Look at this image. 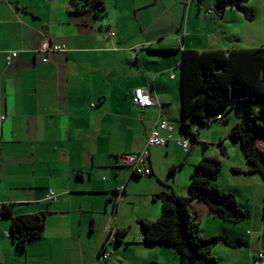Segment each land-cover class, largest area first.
I'll list each match as a JSON object with an SVG mask.
<instances>
[{
	"label": "crops",
	"instance_id": "crops-1",
	"mask_svg": "<svg viewBox=\"0 0 264 264\" xmlns=\"http://www.w3.org/2000/svg\"><path fill=\"white\" fill-rule=\"evenodd\" d=\"M233 1L105 0L106 10L98 12L79 0H0V203H17L16 213L49 211L44 238L24 250L6 234L10 221L0 215L1 264H158L160 254L175 257L168 245L142 244L141 227L133 236L130 229L140 219L159 218L154 192L188 195L199 156L219 157L203 142L201 128L208 127L216 143L212 123L199 128L189 151L178 143L188 139L180 127V63L184 49L249 48L225 43L230 29L221 15L238 11ZM57 44L65 50H54ZM10 50L20 52L11 64ZM137 87L148 88L158 103L135 105ZM163 120L175 129L160 130ZM156 128L168 142L149 148L151 174L137 176L118 164L120 154L141 152ZM196 143L203 144L201 153ZM224 143L218 141L220 152L228 156ZM229 161L218 184L249 216L225 221L202 201L192 210L203 236L229 239L213 249L218 264H252L264 251V176L250 172L246 157ZM186 168L190 176L177 182ZM50 190L59 194L57 204L47 205ZM137 196L151 197L157 208L141 211ZM104 225L127 231L115 249ZM106 246L112 253L102 260Z\"/></svg>",
	"mask_w": 264,
	"mask_h": 264
},
{
	"label": "trees",
	"instance_id": "trees-1",
	"mask_svg": "<svg viewBox=\"0 0 264 264\" xmlns=\"http://www.w3.org/2000/svg\"><path fill=\"white\" fill-rule=\"evenodd\" d=\"M247 1L249 0H234L232 5L244 13L247 19L252 20L253 14L245 7ZM79 2L98 12L106 10L105 0ZM74 6L77 7L76 3ZM214 9L210 8L208 12L213 13ZM11 51L17 50L7 52L6 60L9 64L20 54L17 51V55L9 60ZM180 68L182 80L180 127L184 135L192 141H197L198 130L194 131L193 128L209 125L210 119L222 114L224 108L236 101L237 107L245 106V109L244 113L238 115L230 137L240 144L252 166L250 172L264 176V149L257 143V139L264 135V46L227 50L184 49ZM222 117L224 120L223 114ZM227 121L228 119L224 122ZM0 122L1 128L2 121ZM222 153L226 154L224 148ZM221 169L222 161L218 157L204 153L191 174L189 194L178 196L163 193L165 197L162 199L160 217L155 220L145 218L139 220L142 230L141 243L147 245L167 243L173 246L179 255L180 264H218L212 253L213 248L220 242L228 244L229 239L224 234L203 236L198 214L193 212L192 203L204 202L212 213L229 222L236 223L249 216V211L240 206L236 195L219 186ZM133 174L141 176L135 170ZM167 195L170 196L169 199L166 198ZM120 199L122 200L123 196L115 199V205ZM52 202L54 201L47 202V205ZM16 204L0 203V215L10 221L8 236L17 243L19 249L24 250L30 242L44 238L49 211L45 207L36 213H16ZM126 234V230H118L115 243L120 242L121 237Z\"/></svg>",
	"mask_w": 264,
	"mask_h": 264
},
{
	"label": "rangeland",
	"instance_id": "rangeland-1",
	"mask_svg": "<svg viewBox=\"0 0 264 264\" xmlns=\"http://www.w3.org/2000/svg\"><path fill=\"white\" fill-rule=\"evenodd\" d=\"M216 5H219V4L214 3L212 8H215ZM245 7L247 8V10L250 14H253L252 20L247 19L245 14L242 13L241 11H239V10L233 11L230 8L227 10V12H225V14L221 15V19L225 23H227L226 25L230 29V31L226 35L227 40L225 43H226V45L233 43V45H235L236 47H249V48L262 47V46H264V0H249L245 3ZM187 17H188V15H187ZM244 109H245V106L237 107V102L234 101L231 104V106H228L221 111L223 116H224V120L223 121H216V122L212 123V126H214V128L212 129L213 130L212 133H213L214 139H216L215 144H213V142H211V140H210V129L208 127H202L201 128V132L203 133V137L205 139V141H203V140L202 141L208 143L210 154L219 156L218 158L222 161V169L219 172L220 182H221V180H223L227 176V170H228V167L230 164L229 159H235L238 161L241 159L245 160V155L243 153V150H242L240 144L234 142L230 138V132L232 131L233 126L235 125L236 121L238 120V115L244 113ZM226 119H228V121L224 122ZM203 126H209V125H203ZM223 140L226 141V143H224L223 145L228 148V151H229L228 156H223L221 154L222 152H220V145H218V141H223ZM257 143L261 148L264 149V136L261 138H258ZM194 146L198 147V149L200 150V153L202 152V149H203L202 143H196V144H194ZM190 154H193L192 158L195 156L196 157L199 156V153L197 154L194 152H190ZM190 154L188 156H190ZM196 161H197L196 162V164H197L200 161V156H199L198 160H196ZM185 170H187V168L184 169V171H180L177 174V176H176L177 182L180 180V178H182V179L186 178L187 179L190 176V174H185ZM229 171H230V175L236 176L237 178H239L241 176L238 173H234L230 169H229ZM168 174H166V175H168ZM170 179L171 178L168 177L167 181H170ZM142 180L143 179L141 178L140 181H142ZM156 186L158 188V185H156ZM138 187L140 190L145 188V186H138ZM152 187L153 186L150 185L148 188L151 189ZM163 193H165V192H163ZM153 194H155L156 198L159 200V204H160V207L162 210L163 196H161L159 198L155 192ZM136 198H138V200H139L140 204L138 205V208L141 211H143L148 204H149V206H153L154 208H157L156 205H158V204L154 203L153 200H151L152 199L151 197L147 199L146 196L145 197L137 196ZM140 199H141V201H140ZM244 199H246V198H244ZM54 204H57V203H52V205H54ZM51 209L53 211V208H51ZM136 228H138L140 230V225L138 223L137 224L135 223L134 227L130 229V231H131L130 235L131 236L135 235ZM161 244H163L164 246H167V243H161ZM168 246L172 247V248H170V250L173 252L175 257H173L171 255V253H168V255H167V252L164 254H160L159 258L162 257V258H164V260H162L163 262L161 261L158 264H180V260L178 257L179 255H177L173 246H171L169 244H168ZM115 247H116V243L113 245L114 249H115Z\"/></svg>",
	"mask_w": 264,
	"mask_h": 264
},
{
	"label": "built area",
	"instance_id": "built-area-1",
	"mask_svg": "<svg viewBox=\"0 0 264 264\" xmlns=\"http://www.w3.org/2000/svg\"><path fill=\"white\" fill-rule=\"evenodd\" d=\"M52 48L56 51H63L65 50L66 47L60 46V45H54ZM44 50H46V48ZM16 55H17V51H11V54L8 56V59L10 60L12 56H16ZM132 99H133V102L140 108L154 106L158 103L157 98L148 89L143 88V87L135 88L132 91ZM158 125H159L158 126L159 129H164V130L173 129L172 126H170L165 121L160 122ZM166 140L167 139L163 137L160 134L159 130L156 128L149 136L148 141L146 143V147L141 152L120 154L117 159L118 164L130 166L132 167L133 170H135L137 173L141 175H144L146 173L150 174L152 171L148 163V159L150 156L149 148L154 145H164L167 142ZM179 143L180 145H182V147L185 150L189 149V143L187 141H180ZM48 196L50 199L56 201L58 198V193L51 190ZM104 229L112 233L110 240L111 241L112 239L114 240L115 231L111 230V228L108 225H106ZM111 253H112V249L109 247H106L103 253L101 254V259L102 260L106 259ZM252 264H264V251L263 250L257 253Z\"/></svg>",
	"mask_w": 264,
	"mask_h": 264
},
{
	"label": "clouds",
	"instance_id": "clouds-1",
	"mask_svg": "<svg viewBox=\"0 0 264 264\" xmlns=\"http://www.w3.org/2000/svg\"><path fill=\"white\" fill-rule=\"evenodd\" d=\"M219 6H220V5H219ZM215 10H216V9H215ZM216 11H217V10H216ZM137 88H138V87H137ZM143 88H144V87H143ZM146 89H148V88H146ZM148 90H149V89H148ZM149 91H150V90H149ZM153 95H154V94H153ZM131 96H132V92H131ZM154 96H155V95H154ZM155 97H156V96H155ZM132 101H133V99H132ZM133 103H134V102H133ZM134 104H135V103H134ZM135 105H136V104H135ZM138 107H139V106H138ZM149 107H151V106H149ZM146 108H147V107H146ZM142 109H144V108H142ZM219 116H220V117H219ZM214 119H215V121H214ZM222 120H223L222 114H217V115H215L212 119L209 120V123H213V122H216V121H222ZM163 121H165V120H163ZM165 122H167V121H165ZM159 123H160V122H159ZM159 123H158V124H159ZM167 123H168L170 126H172V128H173L172 130H167V131H168V132H172V131L175 129L174 125H172V124L169 123V122H167ZM200 127H201V126H196V127L193 128V129H194V131H195V130H199ZM160 130H164V129H160ZM263 136H264V135H263ZM263 136H261V137H263ZM163 137H164V136H163ZM261 137H260V138H261ZM165 138L167 139L166 141L168 142V138H167V137H165ZM187 138H188V139L180 140V141H187V142L189 143V149H188V150H185V151H189V150H190V142H191V140H190V138H189L188 136H187ZM180 141H179V142H180ZM167 142H166V144H167ZM179 142H178V143H179ZM166 144H164V145H166ZM179 144H180V143H179ZM164 145H159V146H164ZM154 146H156V145H154ZM181 146H182V145H181ZM152 147H153V146H152ZM150 167H151V166H150ZM151 171H153L152 168H151ZM151 173H152V172H151ZM151 173H150V174H151ZM50 191H51V190H50ZM53 191H54V190H53ZM48 195H49V194H48ZM58 198H59V194H58ZM58 198H57L56 201H58ZM48 199H50L49 196H48ZM50 200L56 202L55 200H52V199H50ZM105 226H106V225H104V227H105ZM111 230L115 231V236H114L115 239H114V240L116 241V237H117L116 234H117L118 230H117V231H116L115 229H111ZM107 232H109V231H107ZM109 233H110V235H112L111 232H109ZM6 234L8 235V233H6ZM110 238H111V237H110ZM110 238H109V243L112 242V241L110 240ZM114 244H115V242H114ZM106 247H107V246H106ZM106 247H105V248H106ZM105 248H104V249H105ZM101 254H102V253H101Z\"/></svg>",
	"mask_w": 264,
	"mask_h": 264
},
{
	"label": "water",
	"instance_id": "water-1",
	"mask_svg": "<svg viewBox=\"0 0 264 264\" xmlns=\"http://www.w3.org/2000/svg\"><path fill=\"white\" fill-rule=\"evenodd\" d=\"M215 9L217 10V12L222 13L225 8H224V6L216 5L215 6ZM0 124H1V122H0ZM0 131H1V129H0ZM162 196L165 197V194H162ZM169 197H170L169 195L166 196L167 199H169Z\"/></svg>",
	"mask_w": 264,
	"mask_h": 264
},
{
	"label": "bare ground",
	"instance_id": "bare-ground-1",
	"mask_svg": "<svg viewBox=\"0 0 264 264\" xmlns=\"http://www.w3.org/2000/svg\"><path fill=\"white\" fill-rule=\"evenodd\" d=\"M145 175H149L148 173H146Z\"/></svg>",
	"mask_w": 264,
	"mask_h": 264
}]
</instances>
